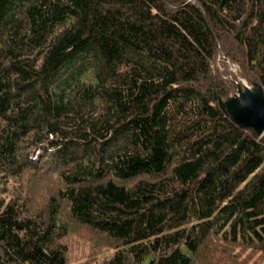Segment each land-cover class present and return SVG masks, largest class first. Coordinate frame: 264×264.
<instances>
[{"label": "trees", "instance_id": "trees-1", "mask_svg": "<svg viewBox=\"0 0 264 264\" xmlns=\"http://www.w3.org/2000/svg\"><path fill=\"white\" fill-rule=\"evenodd\" d=\"M231 64L264 92V0H0V264H264Z\"/></svg>", "mask_w": 264, "mask_h": 264}, {"label": "rangeland", "instance_id": "rangeland-1", "mask_svg": "<svg viewBox=\"0 0 264 264\" xmlns=\"http://www.w3.org/2000/svg\"><path fill=\"white\" fill-rule=\"evenodd\" d=\"M222 59H226V58H224L223 55H221V57H220V55H218V67L221 71H225L227 66H225V64L223 62H221ZM238 70H239V67L237 66V64H231L229 66V71H231V74H232V75L230 74L231 80L234 81L236 84H237L236 81H238L241 84H243L244 86L246 85V86L250 87L251 89L256 90L257 88L250 85L248 80L245 79L241 74H239ZM239 98L240 97H239V92H238L235 95H233L230 102L236 101ZM47 145H49V144H47ZM41 153H43L42 150L38 151V155H40ZM39 163H41V164L39 166L40 172H39L38 176H41V177L46 178V179L51 178V176H49V174H51V169L48 168L49 165H47L45 167L44 164H42V161H40ZM45 184L47 187H48V185H50L46 181H45ZM52 192H54V191L51 190L48 192V194H51ZM85 233H87V232H85ZM85 233H80L79 235H77L79 238L73 237L71 239V251H72L71 262H72V264H80L82 262L87 261L88 259H92V258L94 259L96 257H99V260L101 262H103V258L106 255V251H107V250L102 249L103 247H105V245H103L101 242H99L100 240L99 241L94 240L92 238V235L85 234ZM215 243H213V245L209 248L210 249L209 251H206L207 253H214L215 252V250H216L215 248L218 245L216 243V246H215ZM208 247H207V249H208ZM229 250H232V249L230 248ZM237 250L241 251L242 249L240 250V248L235 247V249L232 251L236 253ZM237 254H240V256H241L240 252H238ZM226 264H227V262H226Z\"/></svg>", "mask_w": 264, "mask_h": 264}, {"label": "water", "instance_id": "water-1", "mask_svg": "<svg viewBox=\"0 0 264 264\" xmlns=\"http://www.w3.org/2000/svg\"><path fill=\"white\" fill-rule=\"evenodd\" d=\"M239 99L229 103V110L241 126L251 127L257 133L264 132V92L246 86L239 90Z\"/></svg>", "mask_w": 264, "mask_h": 264}]
</instances>
